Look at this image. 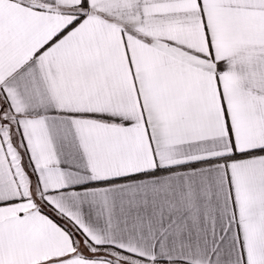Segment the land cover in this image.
Wrapping results in <instances>:
<instances>
[{"label":"snow or ice","instance_id":"6c2138e0","mask_svg":"<svg viewBox=\"0 0 264 264\" xmlns=\"http://www.w3.org/2000/svg\"><path fill=\"white\" fill-rule=\"evenodd\" d=\"M0 264H264V0H0Z\"/></svg>","mask_w":264,"mask_h":264}]
</instances>
